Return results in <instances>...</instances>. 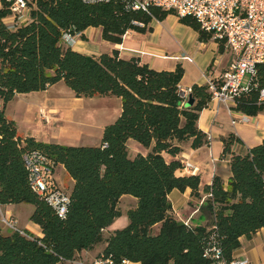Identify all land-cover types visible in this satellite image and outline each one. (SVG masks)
<instances>
[{
    "label": "trees",
    "instance_id": "trees-1",
    "mask_svg": "<svg viewBox=\"0 0 264 264\" xmlns=\"http://www.w3.org/2000/svg\"><path fill=\"white\" fill-rule=\"evenodd\" d=\"M0 7V204L31 203L30 219L43 236L5 234L0 226V264H60L78 252L106 243L99 256L116 263L212 264L231 261L241 244L264 227V140L244 153L233 151L241 139L232 133L224 138L223 156L230 154L231 176L227 186L216 175L205 187L208 195L202 210L209 216L204 225H192L172 214L169 198L174 188H192L199 195L200 176H177L183 166L175 156L181 143L209 142L199 128L200 112L212 100L210 84H194V102L185 105L179 86L184 69L156 70L138 57L123 58L115 50L88 55L63 43L65 33H82L89 26L102 28L104 39L123 41L129 29L146 32L154 18L163 20L171 9L151 6L135 10L125 0H36L29 20L9 28L4 18L12 14L9 0ZM181 21L199 31L202 40L212 33L192 16ZM138 22L143 23L140 25ZM223 48L225 43L220 41ZM248 90L235 96L233 109L249 115L264 112L260 90L264 87V63L256 65ZM64 81L78 97L116 95L122 100L118 118L107 124L99 145H65L44 142L18 133L5 105L17 93L47 89ZM135 139L146 154L130 156L127 141ZM38 151L63 164L74 179L65 216L39 193L30 179L27 154ZM164 152L172 156L169 160ZM130 194L137 204L128 209V224L107 229L122 213L120 198ZM159 230L155 231V226ZM213 247L220 249L214 256Z\"/></svg>",
    "mask_w": 264,
    "mask_h": 264
},
{
    "label": "crops",
    "instance_id": "crops-1",
    "mask_svg": "<svg viewBox=\"0 0 264 264\" xmlns=\"http://www.w3.org/2000/svg\"><path fill=\"white\" fill-rule=\"evenodd\" d=\"M63 43L67 44L64 41ZM68 45L77 51L95 56L117 50L123 58L138 57L141 62L149 64L156 70H175L181 65L184 74L179 84L180 88L207 84L209 80L219 77L235 61L234 54L226 45L221 48L220 42L214 38L202 40L199 31L182 22L175 13L168 14L163 20L154 18L151 21V29L146 32L129 29L120 43L104 39L101 27L89 26L81 34H74V41ZM95 97L103 98L101 102L107 106L108 121L116 120L122 111L120 97L116 95L78 97L64 81L52 84L45 90L17 93L5 105V112L9 119L15 121L18 133L23 137L32 136L40 141L65 145L92 143L97 139L94 145H99L106 126L104 122L95 124L99 134L93 129H87L93 125V116L94 118L97 116V111L89 110L78 114L79 111L85 110L88 98L91 100L90 106L94 107L92 99ZM232 107L233 103L227 105L213 98L200 112L198 120L199 128L207 133L209 142L195 146L194 138H190L180 144L182 151L175 158L185 163V166L178 168L176 175H199L201 179L198 196L193 194L191 187L183 191L174 188L169 194L173 207L172 214L181 221L192 225H204L209 222L208 214L202 210V204L208 195L205 187L211 185L216 175H220L227 186L231 176V155L223 156L224 138L235 133L241 139L233 145V151L236 153H244L248 148L264 140V112L249 115ZM243 115L250 116V119L243 121ZM77 132L86 135L85 141L83 138L84 142H78ZM127 145L129 154L133 147L130 154L132 157L138 153L146 155L151 150V147H145L135 139H129ZM164 155L169 160L172 159L166 152ZM188 162L192 163V166H186ZM55 175L59 184L70 195L75 181L63 164L56 165ZM124 195L120 198L119 204ZM132 200L137 204L136 197ZM22 204H0V216L1 212L8 211L14 217ZM31 214L32 212L25 226L18 227L43 236L40 225L30 219ZM14 219L16 220V216ZM125 221L126 219H123V222ZM116 222L117 219L113 223ZM157 228L159 229L158 225L155 226V229ZM116 229L118 228L112 229L109 226L105 229L106 236ZM241 241L242 244L234 251L233 258L246 257L251 264H264V227L250 238L241 237ZM105 245L103 242L91 250H82L77 253L76 258L83 255L85 257L81 259L90 263L99 256ZM127 264L142 263L128 260ZM170 264L175 263L172 261Z\"/></svg>",
    "mask_w": 264,
    "mask_h": 264
},
{
    "label": "built area",
    "instance_id": "built-area-1",
    "mask_svg": "<svg viewBox=\"0 0 264 264\" xmlns=\"http://www.w3.org/2000/svg\"><path fill=\"white\" fill-rule=\"evenodd\" d=\"M12 2V14L4 18L9 28L17 22L29 20L36 0H9ZM88 2L108 0H85ZM135 10H148L151 6L171 9L178 17L192 16L200 23L202 29L211 32L212 38L223 41L232 51L235 61L219 77L209 80L212 99L224 104H235V96L248 90L251 78L256 74V65L264 63V0H125ZM140 25L143 23L138 22ZM63 41L70 44L74 34L65 33ZM249 75L246 83L244 80ZM185 101L188 100L191 88H181ZM260 100L264 102V87L260 90ZM250 116L243 115L248 121ZM30 171L33 189L42 195L58 212L65 216L70 195L59 184L55 175V163L38 151L25 156ZM183 163V162H182ZM185 166V163H183ZM192 166V163H186ZM1 221L12 231L26 234L25 229L18 227L13 215L8 211L1 212ZM214 256L219 257L220 249L213 247ZM70 264H127L128 260L116 263L110 257L97 256L88 263L81 258L67 261ZM218 264H251L246 257L234 258L231 261L221 259Z\"/></svg>",
    "mask_w": 264,
    "mask_h": 264
},
{
    "label": "rangeland",
    "instance_id": "rangeland-1",
    "mask_svg": "<svg viewBox=\"0 0 264 264\" xmlns=\"http://www.w3.org/2000/svg\"><path fill=\"white\" fill-rule=\"evenodd\" d=\"M249 79V75L246 76L245 80H244V83H246ZM103 98L102 97H95L93 98V102L95 104L94 107L90 106L91 104V100L90 98L87 99L88 101V104L86 105V108L84 111H79L78 114H82V112H88L89 110H95L97 111V116H93V125H91L90 127H87V129H93L96 133L99 134V130L96 129V123L97 122H104L105 125L111 123V122H114L113 120L115 119H110L108 121L107 119V116L108 114L106 113L107 112V106L105 105L104 102H101ZM43 116H45L43 114ZM45 118H47L45 116ZM51 119H53L52 117H50ZM77 135V139L79 140L78 142H84L85 141V137L86 135L83 133H76ZM81 134V135H80ZM83 138H84V141H83ZM97 139H94V141L92 143H70V145H94L95 142H96ZM137 143V142H135ZM131 152L130 154H132L133 152V147H131ZM59 172V171H58ZM58 176V174H57ZM61 177V175H59ZM67 182V181H66ZM134 196L130 195V194H125L124 197L121 199V202L119 204V208L121 209V211H123L121 213V215L119 217H117V222L116 223H113L110 225V227L113 229V228H122L124 227L126 224H128V214H127V211H128V208H132L135 206V202L134 200H132ZM3 208V207H2ZM33 209H34V206L33 204L31 203H23L22 206L19 207V211H16V223L18 226L20 227H24L26 222L28 221L29 219V214L30 212H33ZM14 216V217H15ZM123 219H126L125 222H123ZM0 226L3 230V232L5 234H8L10 232H12V230L6 225L4 224L2 221H1V217H0ZM159 229H155V231L157 232ZM106 235V234H105ZM78 258H84L85 256L83 255H79L77 256ZM60 264H68V263H60ZM70 264V263H69Z\"/></svg>",
    "mask_w": 264,
    "mask_h": 264
},
{
    "label": "water",
    "instance_id": "water-1",
    "mask_svg": "<svg viewBox=\"0 0 264 264\" xmlns=\"http://www.w3.org/2000/svg\"><path fill=\"white\" fill-rule=\"evenodd\" d=\"M193 102H194V98H193L192 94L190 93L189 97H188V100L185 102V105L186 106H190V105L193 104Z\"/></svg>",
    "mask_w": 264,
    "mask_h": 264
}]
</instances>
